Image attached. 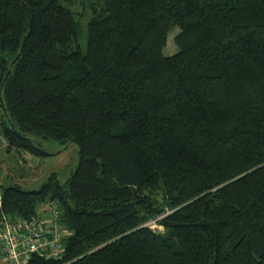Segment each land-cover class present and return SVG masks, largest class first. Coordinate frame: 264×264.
Wrapping results in <instances>:
<instances>
[{"label":"trees","instance_id":"trees-1","mask_svg":"<svg viewBox=\"0 0 264 264\" xmlns=\"http://www.w3.org/2000/svg\"><path fill=\"white\" fill-rule=\"evenodd\" d=\"M0 132L79 146L0 182V228L55 201L69 230L28 264H264V0H0Z\"/></svg>","mask_w":264,"mask_h":264},{"label":"rangeland","instance_id":"rangeland-1","mask_svg":"<svg viewBox=\"0 0 264 264\" xmlns=\"http://www.w3.org/2000/svg\"><path fill=\"white\" fill-rule=\"evenodd\" d=\"M81 8V4H76L74 10L76 12ZM80 45L83 50H86L85 21L81 27ZM177 51L178 47L173 43L172 35L168 46L164 49V54L170 56ZM42 142L46 151L51 154L33 155L24 150L9 149L8 142L0 132V182L16 181L24 189H38L52 173H56L59 180L64 181L75 171L80 159L79 146L76 143L62 145L54 140H43ZM152 225L158 228L156 224ZM159 229L162 228L159 227Z\"/></svg>","mask_w":264,"mask_h":264},{"label":"built area","instance_id":"built-area-1","mask_svg":"<svg viewBox=\"0 0 264 264\" xmlns=\"http://www.w3.org/2000/svg\"><path fill=\"white\" fill-rule=\"evenodd\" d=\"M2 192L0 189V203ZM69 230L60 222L55 201L45 204L30 222L5 218L0 228V264H28L32 254L61 258Z\"/></svg>","mask_w":264,"mask_h":264},{"label":"crops","instance_id":"crops-1","mask_svg":"<svg viewBox=\"0 0 264 264\" xmlns=\"http://www.w3.org/2000/svg\"><path fill=\"white\" fill-rule=\"evenodd\" d=\"M0 178H1V176H0Z\"/></svg>","mask_w":264,"mask_h":264}]
</instances>
